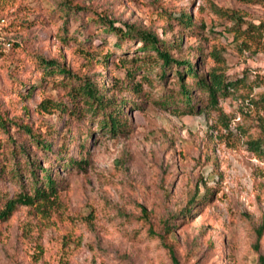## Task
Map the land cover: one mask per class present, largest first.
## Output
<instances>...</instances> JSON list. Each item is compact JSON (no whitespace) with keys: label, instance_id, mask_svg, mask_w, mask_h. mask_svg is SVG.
Listing matches in <instances>:
<instances>
[{"label":"rangeland","instance_id":"1","mask_svg":"<svg viewBox=\"0 0 264 264\" xmlns=\"http://www.w3.org/2000/svg\"><path fill=\"white\" fill-rule=\"evenodd\" d=\"M214 6L243 17L238 41L250 39V50ZM97 15L176 43L174 57L199 74L218 67L235 89L216 105L193 89L194 110L182 112L176 75L162 79L153 56L105 33ZM248 23L264 24V0H0V207L32 195L45 172L56 190L42 207L17 206L0 220V264H264V32L246 35ZM87 77L119 102L118 129L68 96ZM44 99L67 112L40 111ZM16 123L50 147L29 144Z\"/></svg>","mask_w":264,"mask_h":264},{"label":"trees","instance_id":"2","mask_svg":"<svg viewBox=\"0 0 264 264\" xmlns=\"http://www.w3.org/2000/svg\"><path fill=\"white\" fill-rule=\"evenodd\" d=\"M239 2H252L257 0H235ZM71 6H68L70 9ZM214 13L222 19H227L228 22L233 24L229 31L233 32V39L235 42L243 45V48L246 50H250V45L246 39L244 41H238L241 36V24H243V17L237 12L229 9L216 8L214 6ZM96 21L98 22L99 28H103L105 33L113 34L117 37V40L127 39L131 42L136 41V44H140L139 50L146 53V56H153L152 58L156 59L159 62V68L161 72L162 79L165 78L167 70H170L172 74L176 75V83L178 84V94L181 95L182 99L186 101V109H182V112L188 113L194 110L193 105L191 104V91L193 89H197L201 91L206 97V101L208 104L216 105L219 97H224L229 94L230 90H234L237 84L236 81H229L225 75L219 71V68L213 67L208 71H205L203 74L198 73V65L195 66L189 59L177 58L172 55L170 50H173L176 46V43L173 45H168L164 40H161L156 34L151 33L147 30L137 29L134 25H116L115 21L109 20L102 15L96 16ZM179 23L185 27H190L192 24V17L183 12V16L179 19ZM264 30V24L259 23L257 25H253L252 23H248L247 28L245 29V34L255 35L257 34L259 37L262 36ZM248 39V38H247ZM261 50H264V43L262 44ZM259 48L254 49V53H257ZM208 57L220 67L221 57L220 54L213 50L208 54ZM103 61H107L109 59V55L106 54L101 57ZM131 62L133 59L130 60ZM38 62L44 66L46 70H49L51 74L58 73L62 75L63 79L71 80V73L69 70H66L62 65L57 63L54 60H46L42 57L38 58ZM130 71H126L127 75ZM61 79V80H63ZM192 79V83L188 84L187 80ZM132 92L139 91L140 85L138 83L131 84ZM66 86V85H65ZM67 88V86H66ZM68 96L74 98L75 101H80L86 108L87 111H93L95 113L102 114V119L100 121L102 128H108L110 131H114L118 129L119 122H121L120 116V108H116V104L119 102L111 103V99L103 93L102 90L98 88V85L95 81H91L88 77L82 78L75 85H71L68 87L67 91ZM105 106L111 107L109 112L105 113ZM38 108L42 112H58L63 115L67 112V108L62 103H57L56 101L50 99H44L38 104ZM71 112V111H69ZM18 128H21L23 132L27 134L29 139V144L34 143L37 146H40L44 150H47L50 146L46 144V142L36 133L32 131V129L26 124L16 123ZM0 127L3 130L7 129V121L0 118ZM21 149L19 152L24 154L26 158L24 160V166L30 167L33 165V162L30 161L29 155L26 153V149L24 145H19ZM13 156L14 150L11 152ZM32 164V165H31ZM17 167H14V163H11L10 172L13 178L18 176ZM33 171V169H32ZM44 170L41 169V172ZM33 182H37L38 180L34 176L32 178ZM41 181L43 182L42 187L36 185L35 187H31L33 193L32 195L27 194H18L16 196L7 199L4 204L0 207V220L8 219L12 213L15 211L17 206H34L35 208H40L44 205V203L49 199L50 196L55 195V183L51 178V175L47 172L42 176ZM150 231V230H149ZM158 238L159 235L157 236ZM170 253L171 258L173 259V254L171 247H167Z\"/></svg>","mask_w":264,"mask_h":264}]
</instances>
